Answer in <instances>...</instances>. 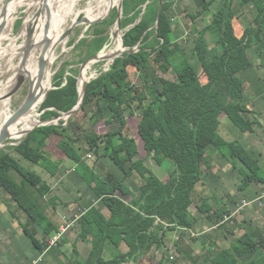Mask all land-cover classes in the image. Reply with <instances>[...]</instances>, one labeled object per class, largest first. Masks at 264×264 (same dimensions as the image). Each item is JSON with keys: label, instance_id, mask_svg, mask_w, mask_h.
<instances>
[{"label": "trees", "instance_id": "16d2710c", "mask_svg": "<svg viewBox=\"0 0 264 264\" xmlns=\"http://www.w3.org/2000/svg\"><path fill=\"white\" fill-rule=\"evenodd\" d=\"M178 1L164 0L156 34L159 0H124L121 29H130L124 34L123 42L120 39L117 50L125 48L127 52L88 84L80 111L68 121L31 131L7 152L0 151V204L6 195L30 218L23 230L36 249L50 259L46 261L44 257L43 263L126 264L154 250H163L170 232L180 230V236L195 233L201 221L214 227L213 230L225 228L232 234L231 229L239 226L236 220L233 225L227 224L230 220L223 224L232 212L217 200L223 186L219 189L222 176L219 171L214 172L213 154L232 164L234 169L241 166L246 171L248 177L243 179L240 191L254 183L264 184V168L259 158L240 142L243 134L254 133V123L248 122L245 114L252 112L264 117V111L248 109L251 103L245 88L250 84L254 90L251 92L257 96L252 106L264 103V75L259 77L258 72L264 69V0H195L199 11L190 19L195 23L202 18L206 23L201 30L195 29L196 64L187 59L177 38L173 14ZM250 10L254 12L253 21L238 35L235 23ZM111 14L108 11L103 18ZM117 18L118 13H114L109 20L94 25L93 39L81 40L75 48L86 47L87 59L99 54L108 41V28ZM255 61L260 64L256 65ZM130 68L138 73L139 83L131 79ZM168 73L173 79L164 77ZM201 73L208 74L207 83H202ZM53 84L55 89L39 106L45 111L44 121L72 111L80 101L76 71L66 75V69H61ZM79 114L89 125L79 121ZM223 115L235 126L232 130L236 129L240 139L228 141L221 136ZM135 116L147 155L159 166L166 163L174 167L166 182L146 166L137 140L127 131L128 117ZM102 122L110 129L98 134L96 126ZM53 134L60 138L59 149L76 164L73 174L87 186L86 192L92 199L74 222L77 241L91 245L83 263L78 259L81 253L76 244L73 252L77 259L58 249L65 244L63 238L58 241L57 249L49 247L47 241L61 232L56 215L49 212L50 206L57 205L52 199L57 201V198L54 196L46 203L44 199L51 188L42 176L21 164L22 159L26 160L56 176L64 161L54 160L47 153L46 140ZM118 140L122 148H117ZM92 153L98 160L109 159L113 170L105 175L97 174L84 160L85 154ZM136 175L141 185H129L127 181ZM202 187H208L210 196L203 197V204L197 205L193 213V198ZM127 196L135 197L132 201L136 207L123 199ZM228 199L232 198L228 196ZM38 227L43 232L44 243L37 238ZM182 242L179 238L177 244ZM124 244L129 248L126 253L121 250ZM208 248L211 264H264L261 230L246 229L227 248L216 243H210ZM106 254L110 255L109 260Z\"/></svg>", "mask_w": 264, "mask_h": 264}, {"label": "rangeland", "instance_id": "374dc122", "mask_svg": "<svg viewBox=\"0 0 264 264\" xmlns=\"http://www.w3.org/2000/svg\"><path fill=\"white\" fill-rule=\"evenodd\" d=\"M86 2L87 0L81 2L79 6L76 7V12L85 8ZM119 2L120 0H117L116 2H112V5H110L109 7L115 6L117 8ZM41 3L43 2L40 1L34 3L31 8H28L27 6L21 7L13 13L16 19L13 25L14 37H17L22 33L25 25V20L28 16L30 18H36V16H38L39 19H42L44 15L47 16L46 11L43 14H39L42 8ZM95 8H96V4L93 3L91 5V10ZM116 8L108 10L112 12L111 15H113L114 13H118L119 16V11ZM175 8L176 9L174 10L173 15L175 20L174 21L175 27L177 25V30H178L177 38L179 40V44L185 50L187 59L193 62L194 64H196L197 58L195 57L194 54V40L196 37L195 29L199 28L201 30L202 28L205 27L206 23L203 22L202 18L198 19L195 23H192L190 19L191 15H194L199 11V7L195 2V0H179ZM101 13L102 12H100L98 16H100ZM253 13L254 12L252 10L245 12L242 15L241 19L239 21L238 20L236 21L235 24L238 35L242 34L244 28L250 25V23H252L254 18ZM80 14L81 15L77 19V22L80 21L82 18H84L85 12H81ZM111 15L108 18H106V20H109L111 18ZM72 19H73V15L72 17L67 18L66 21L61 22V24L65 25L63 26L64 29H67ZM116 22L114 25L108 28V33H107L108 41L105 47L103 48L104 50L100 54V58H102L103 55H106L107 53H110L112 50H114V42L117 36H120V39L122 38V42H123L124 34L126 33V31L130 29L129 27L127 29L124 30L120 29L121 31H118L116 28ZM94 31H95L94 25L80 24L73 27V29L70 32V35L67 36V38L64 36L65 34L63 35L65 39H63L61 44L58 45L56 48L57 58L53 66L54 77L56 74H58L61 71V69L65 68L66 75H70L71 71L74 70L78 73L79 82L81 75H82L81 78L88 75V82H91L92 80L98 78L102 73H105L109 70L110 66L112 65V62H110L109 60L91 62L84 69L83 64L87 60L86 57L87 48L83 46L80 48L79 47L75 48V45H77L81 40L86 39L88 41H91L94 37ZM3 37L4 36L1 34L0 35L1 41ZM208 39L210 40L209 36ZM73 41L74 44H72ZM22 42H23L22 39L19 40L18 45H21ZM211 49L212 51H214L215 49L214 45L212 44H211ZM124 50L126 49L124 48ZM21 60L22 58L16 59L14 61V65L15 64L18 65L21 62ZM0 61H1L0 84L2 83L4 84L8 81L11 74L6 67L8 60L5 58V59H1ZM255 62L256 64H260V61H255ZM129 72L131 74L130 75L131 79L135 83H139L140 78L138 76V73H136V71L133 68H130ZM262 73L264 75L263 68H262ZM54 77H53V82H54ZM164 77L167 79H173V75L171 73L164 75ZM208 80H209L208 74L201 73L202 83H207ZM51 86L52 87L50 89L52 90L55 89L53 83ZM245 88L248 98L250 97L249 99L251 103L248 109L253 110V112H255L257 111V109L253 108L252 101H255L257 96L254 92L253 93L251 92L253 86L247 84L245 85ZM29 91H30V80L25 78L24 84L21 87V89L13 97H11L13 112H16L22 106V104L24 103V101L28 96ZM39 106L36 107V109H39ZM44 113L45 111L42 109V107L38 110V113H35L34 111V115L29 121V128L32 127L34 123L44 122V120L42 119V115ZM245 115H247L246 119L248 122L254 123V125L252 126V129L254 131L253 134H249V133L243 135L241 134L243 136L241 141V139L236 134L237 132H235L236 129L235 131L232 130L233 129L232 126L233 127L235 126L227 118H225L224 115L222 116V128L220 129V134L228 141L229 140L233 141L236 138L240 139V142L243 145L247 146V148H249L252 153H254V155L256 156L255 158L256 159L257 157L259 158V163L264 168V118L249 113ZM47 121H48L47 125H43V126L37 125L33 127L31 130H35L41 127H47L50 125H58L60 124L61 121H68V120L65 116H63L61 121L55 119H50ZM79 121L80 122L83 121L82 124L85 126L86 124L89 125V123L85 124L84 117L82 114H79ZM138 122L139 121L137 116L128 117L127 131L132 137H134L137 140L139 144L141 158L146 160V166L159 179H161L163 182H166L169 179L170 171L174 170V167L166 163L165 165L163 164L162 166H159L157 162L152 158V156L147 155V152L145 151L143 146V142L141 141V138L139 136ZM109 129L110 128L107 127V125L104 122L96 126V132L98 134L107 133ZM24 134H25V130L23 128L22 138L20 140H11V139L8 140L5 143V145L0 148V151L7 152L9 151L11 146L19 144L25 138ZM233 134L236 137L233 138L232 137ZM229 135L231 136L229 137ZM59 141L60 138L54 134L51 135L48 140H46V142L48 143L47 153L52 157V159L64 161L63 166L60 168V171L56 176L52 177L43 168L39 166H34L25 160H22V164L28 170L36 171L37 173H39L43 177V179L49 183L52 192L45 197L44 201L46 203L49 200H51V198H53L54 196L57 197V201L56 199H52L53 202L57 204L56 207L50 206L49 212L51 214L56 215L57 217L56 223L60 225L61 228L66 229V232L62 237L65 240V244L62 248H58L57 245H54L52 247L63 250L72 259H74L75 257L77 259V256L73 252V244H76L78 250L80 251V253H82L78 259L81 261V263H83L89 256L87 253L88 252L87 245L79 248L80 243H82V241L80 240L79 242L76 241L77 233L76 230L74 229V223L72 222H74L73 220L76 219L77 215H80L84 211L85 206H87V204L90 202L88 200L90 199L89 197L90 195L87 194L86 192L87 186L84 183L81 184L79 182L80 181L79 177L75 176L76 174H73L74 173L73 169L76 168V164L72 160H68L65 154L59 149L58 147ZM243 142H245V144ZM121 144H122L121 141L118 140L117 148H122ZM213 156L215 159V161L213 162L214 172L219 171L218 173L222 176L221 178L222 180L220 182L219 188L221 189V186H223V188L225 189V190L223 189L220 190V192L223 194L222 198L228 199L227 195L229 196L234 195V197H236L237 199L239 198L241 199V197L247 194L250 195L252 193L253 195L247 198L255 202L251 207L253 212L251 215L254 218V222L260 224L261 227L264 228V207H263L264 197H260V195L261 196L264 195V184L254 183V185H251L244 191H240V188L244 183L243 179L248 177L246 171H244L241 166L237 168L235 166L236 169H234L232 164L223 161L222 159H220V156L217 154H213ZM84 160L86 161L87 165L91 169H93L97 174L105 175L108 171L113 170V165L109 159L98 160L94 153H92L91 156L85 154ZM127 183L134 187L139 186L141 185V179L138 177V175H136L135 179L131 178L127 181ZM134 193L137 192L135 191ZM210 193L211 191H209L208 187H202L198 190L197 194L195 193V196L193 198L194 204L193 206H191V211L193 213L196 212L197 205L203 204V200H202L203 197L210 196ZM219 194L220 193H217V196ZM134 198L135 197L133 196H127L124 197L123 199H125L127 203H130L131 205H134L136 207L135 204L136 202L132 201L134 200ZM217 200H219V202H222L220 198ZM72 205H74L73 208H71ZM8 208L12 210L15 218H13L12 213L8 211L6 206L0 208L2 210L0 212V215H2V219L0 221V264H46L43 263L45 257L43 256L44 254L42 255L36 249L31 239L28 236H26V234L24 233L23 225L27 224L30 221V218L23 210L17 208L14 202L11 205H8ZM235 220L238 221L237 218H235ZM234 223L235 221L233 219L230 220L227 224L233 225ZM69 224L71 225V227H68ZM198 225L199 226L197 227V229L194 230L195 232L194 234L187 233L184 236H180L182 235V231L180 230L178 232H170L166 239V244L163 250H154L148 256H145L143 258H133L129 260L126 264H210L208 262L209 245H207V243L210 244L209 241H213L211 240V235H213V238L215 239L214 242H216V244H218L219 242H223L222 244L223 247H229L231 246L232 242L236 241V238L231 234H228L229 232H227V230L225 231V228H221L220 230L215 229L213 231H210L209 225H207L204 221H201ZM33 226L34 225L31 224V229L34 230ZM221 232L223 233L227 232L226 235H228L229 238L225 239L226 237L222 235L221 236L222 239H221L219 237V234ZM42 234H43L42 230L38 227L36 235L37 238L43 242L44 238L42 237L43 236ZM179 238L183 239V242L180 245L177 244ZM47 243L49 244L50 247V240L47 241ZM219 245L221 244L219 243ZM128 249L129 248L125 244L121 246L122 252L126 253ZM172 256H174L173 260L171 259ZM105 257L107 260H109L110 255L106 254ZM47 259L48 261L50 260L46 256L45 260L47 261Z\"/></svg>", "mask_w": 264, "mask_h": 264}, {"label": "bare ground", "instance_id": "6f19581e", "mask_svg": "<svg viewBox=\"0 0 264 264\" xmlns=\"http://www.w3.org/2000/svg\"><path fill=\"white\" fill-rule=\"evenodd\" d=\"M83 1L85 0H49L48 5L51 12V22H50V31L47 39L50 41V48L45 54L49 67L46 69L45 75L43 79L40 81L39 59L44 49L45 25L47 23L46 21L47 16L44 15L42 19H39L38 17L30 18L28 16L25 20V25L22 33L19 36L14 37L13 25L16 19L13 13L19 8L24 6L31 8L33 4L36 2L34 0H19L17 2H13L8 6L6 16H4L2 10L7 0H0V25L5 24L6 26L4 32L2 33L4 37L2 41L0 40V60L5 58L8 60L6 67L11 74V76L9 77L6 83L0 84V132L2 130V127L5 125V123L15 113L12 110L11 98L4 99L3 97H5V95H7L15 87L19 77L22 76L30 80L32 89L36 90L38 93H41L39 100L33 106L31 111H29L26 115L21 117L11 127L10 130L11 140H20L22 138L23 128L26 134L33 127L37 125H41V122H38V123H34L33 126L29 128V121L33 117L36 107H38L44 102V97L46 92L50 90V88L52 87L51 85L53 83V77H54L53 66L57 58L56 48L58 45L61 44L63 35L72 27L73 24L77 22V19L81 15L80 14L81 12H85L84 18L88 21V23H90L91 21L101 19L108 11L106 9L109 8L110 5H112V2H116L117 0H87L85 4V8L76 12V7L79 6V4ZM121 2L122 0H120L119 5L116 9L119 8ZM93 3L96 4V8L91 10V5ZM41 5H43V3H41ZM100 12L103 13L100 16H98ZM72 15H73V19L71 20V23L68 25L67 29H64L63 26L65 25L61 24V22L66 21L67 18L72 17ZM30 26L31 27L33 26L35 29L33 32L34 49L31 52L24 66H21L20 64L21 62L18 65L16 64L14 65V61L18 58H22L24 54L23 51L26 46L27 37H28V28ZM116 28L118 31H121L118 25H116ZM21 39L23 40V42L21 43V45H18L19 40ZM119 41H120V36H117L114 42V50H112L110 53H107L106 55H103V57L100 58V61L109 60L110 62H112L111 60L113 55L123 51L120 50L117 52ZM87 81H88V75L83 78L80 77L79 86L81 91L83 85Z\"/></svg>", "mask_w": 264, "mask_h": 264}, {"label": "water", "instance_id": "95a60500", "mask_svg": "<svg viewBox=\"0 0 264 264\" xmlns=\"http://www.w3.org/2000/svg\"><path fill=\"white\" fill-rule=\"evenodd\" d=\"M19 0H7L6 4L4 5L3 7V15L6 16V13H7V9H8V6L13 3V2H17ZM35 2H40L42 1L43 2V5H42V9L40 11L39 14H43L45 11L47 13V23L45 25V40H44V49L41 53V56H40V59H39V68H40V73H39V80L41 81L45 75V72H46V69L49 67L48 66V62H47V59L45 57V54L46 52L49 50L50 48V41L47 39L48 37V34H49V31H50V22H51V12H50V9H49V0H34ZM123 1L121 2L119 8H118V11H119V16H118V20L116 22V25H118V27L121 29V22H122V18H123ZM159 13H158V20H157V23L155 25V28H156V34L158 32V28H159V20L161 18V15L163 13V9H164V0H159ZM110 16V15H109ZM109 16L107 17H104V18H101V19H97L95 21H92L90 23H88V21L85 19V18H82L80 21L76 22L75 24L72 25V29L73 27L77 26V25H80V24H89V25H96V24H99L101 22H103L104 20H106V18H108ZM38 16H36L37 18ZM5 24H2L0 25V35L4 32L5 30ZM68 30L66 33H65V37L69 36L70 35V32L71 30ZM33 32H34V27L30 26L28 28V37H27V42H26V46H25V49L23 51V57H22V60H21V66H24L31 54V52L33 51L34 49V44H33ZM65 37H63V39H65ZM62 39V40H63ZM104 50V49H103ZM102 50V51H103ZM101 51V52H102ZM101 52L93 57H90L89 59H87L85 61V63L83 64V68H85L88 64H90L91 62H98L100 61V54ZM127 52V49L120 52V53H117L115 55H113L112 57V63L115 61V59H117L118 57H120L123 53ZM130 53H133V51H130ZM81 77V76H80ZM24 81H25V78L24 77H19L15 87L7 94L5 95V97L3 98H11L13 97L20 89L21 87L23 86L24 84ZM90 82H86L84 85H83V88H82V91L79 87V91H80V101L78 103V105L70 112L66 113V114H63V116H65L67 118V120H69L70 118H72L73 116H75L81 109L84 101H85V96H86V91H87V87H88V84ZM52 89L48 90L45 94V97H44V101L46 100L47 96L49 95L50 91ZM41 96V93H38L36 90H33L32 89V85H31V82H30V91L28 93V96L26 98V100L24 101V103L22 104V106L12 115V117L5 123V125L2 127V130L0 132V147H3L5 145V143L11 139V136H10V130H11V127L21 118L23 117L24 115H26L29 111H31V109L33 108V106L37 103V101L39 100ZM59 117V118H56L55 120H58V121H61L62 120V117ZM47 122L48 121H44L41 123L40 126H43V125H47ZM50 122V121H49ZM31 131L33 130H30L28 131L26 134H25V137H27ZM18 145V144H17Z\"/></svg>", "mask_w": 264, "mask_h": 264}, {"label": "crops", "instance_id": "0c3cea01", "mask_svg": "<svg viewBox=\"0 0 264 264\" xmlns=\"http://www.w3.org/2000/svg\"><path fill=\"white\" fill-rule=\"evenodd\" d=\"M255 64H256V62H255ZM256 65H258V64H256ZM258 72H259V77H261L262 75L261 74H263L262 73V71H260L259 69H258ZM254 91V90H253ZM250 98V97H249ZM256 101V100H255ZM255 101H252V103H254ZM250 107V106H249ZM253 108H256L257 109V111H258V113H260L261 111H264V103H260V102H257V103H255L254 105H253ZM250 111H253V110H250ZM257 111H255V112H257ZM251 114H252V112H251ZM261 118H264L263 116H260ZM231 124V123H230ZM232 126V125H231ZM231 126H230V128H231ZM232 128H234L233 126H232ZM23 160V159H22ZM22 160H21V164H22ZM26 161V160H25ZM28 162V161H27ZM30 163V162H29ZM23 165V164H22ZM33 165V164H32ZM34 166H36V165H34ZM227 166V165H226ZM40 167V166H39ZM42 168V167H41ZM27 169V168H26ZM74 170V169H73ZM34 172H36V171H34ZM37 173V172H36ZM37 174H39V173H37ZM40 175V174H39ZM41 176V175H40ZM43 178V177H42ZM45 181V180H44ZM47 182V181H46ZM47 184L49 185V183L47 182ZM49 187H50V185H49ZM51 188V187H50ZM220 189V188H219ZM224 189V188H223ZM51 192H52V189H51ZM223 192V191H222ZM218 193H220L219 195H218V197L220 198V200L222 201V204H226L228 207V209L232 212V214L231 215H233L234 214V212H235V210H236V208H237V205L239 204V203H241L243 200H248V201H251V199H247L248 197H251L253 194L251 193L250 195H245V196H243V197H241V199L239 198V199H235L236 197H234V195H232V196H229V198H232V199H225V198H222V196H223V194L220 192V191H218ZM260 194V193H259ZM227 196V197H228ZM56 197V196H55ZM57 198V197H56ZM89 201H92V199H88ZM203 200V202H204V200L205 199H202ZM212 200V199H211ZM254 200V199H253ZM88 201V202H89ZM77 202V201H76ZM13 202H11L10 201V199H9V197L8 196H4V202L3 203H1L0 204V208H3L4 206H6L7 207V209H8V211L9 212H11L12 213V216H13V218H15L14 217V213L12 212V210L11 209H9L8 208V205H11ZM89 204V203H88ZM87 204V205H88ZM235 204H236V206H235ZM211 205H213V203L211 202ZM73 206L74 205H72L71 206V208H73ZM215 206V205H214ZM216 209H218L217 207H216ZM2 210L0 209V212H1ZM84 212V211H83ZM82 212V213H83ZM81 213V214H82ZM253 212H252V208H249V209H246V210H244V211H242L241 213H239V214H237V215H235L233 218H232V220L234 219L235 220V218H237V220L238 221H236V223L238 224V229H231L232 231H234L231 235L232 236H234V234H235V238L236 239H238V237L239 236H241V234H243V232L244 231H246V229L250 232V231H253V230H261V231H263L264 232V228L263 227H261V225L260 224H257V223H255L254 222V218H253V216L251 215ZM80 214V215H81ZM104 214L105 215H107L108 216V214H107V212L106 211H104ZM80 215H77V217H76V219L75 220H73L74 222L80 217ZM240 216V217H239ZM229 217V216H228ZM1 219H2V215H0V221H1ZM74 222H72V223H74ZM217 227V226H216ZM213 228L214 227H212V228H209V230L210 231H213ZM62 229V228H61ZM224 236V237H227V239L229 238L228 237V235H226V233L224 232H221L220 234H219V237L221 238V236ZM222 239V238H221ZM226 239V238H225ZM211 240H213V241H209V243H216V242H214L215 241V239L213 238V235H211ZM76 241H77V237H76ZM77 242H79V241H77ZM219 243L221 244V245H219ZM217 245H219L221 248H227V247H223L222 246V244H223V242H219ZM232 243H234V242H232ZM87 245V249H88V255L90 254V251H91V245H88V243H86V242H83L82 241V243H80V246H79V248H81L82 246H86ZM207 245H209L208 243H207ZM90 248V249H89ZM86 249V248H85ZM209 249V248H208ZM81 250V249H80ZM82 251V250H81ZM80 252V251H79ZM82 254V253H81ZM208 254H209V251H208ZM211 255L209 254V256H208V258L210 257ZM206 261V260H205ZM208 262L211 264V257L209 258V260H208ZM35 263H36V261H35Z\"/></svg>", "mask_w": 264, "mask_h": 264}, {"label": "built area", "instance_id": "2783aa9c", "mask_svg": "<svg viewBox=\"0 0 264 264\" xmlns=\"http://www.w3.org/2000/svg\"><path fill=\"white\" fill-rule=\"evenodd\" d=\"M254 203L255 202H253V201L243 200L238 205V207L235 210L234 214L231 215V216H229V217H227L225 219V221L223 222V224L226 223L227 221L231 220L235 215H237V214L241 213L242 211L248 209V207L251 208ZM68 227H71V225L69 224ZM65 232H66V229L62 228L60 234H58V236H56L53 240L50 241V246L52 247L54 245H57L58 241L61 240V238L63 237V235L65 234ZM192 234H194V233H192ZM171 259L173 260L174 259V256H172Z\"/></svg>", "mask_w": 264, "mask_h": 264}]
</instances>
